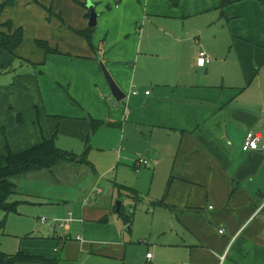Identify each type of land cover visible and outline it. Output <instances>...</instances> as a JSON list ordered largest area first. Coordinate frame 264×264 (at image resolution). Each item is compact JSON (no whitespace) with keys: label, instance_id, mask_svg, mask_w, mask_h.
I'll use <instances>...</instances> for the list:
<instances>
[{"label":"crops","instance_id":"1","mask_svg":"<svg viewBox=\"0 0 264 264\" xmlns=\"http://www.w3.org/2000/svg\"><path fill=\"white\" fill-rule=\"evenodd\" d=\"M91 1L99 14L95 27L89 26L88 0H17L0 14L1 23L24 29L17 56L0 51L1 73L24 61L35 65L33 73L0 84V152L4 130L16 152L49 137L51 129L48 134L36 122L45 118L42 110L35 113L36 103H46L48 115L63 114L59 103L71 96L78 103L70 107L72 134L82 135L84 120L93 117L117 126L125 168L151 177L153 205L144 214L133 211L129 222L127 215L111 220L112 211H123L113 202L114 190L97 205L90 199L102 188L95 186L76 218L72 212L54 218L64 235L51 238L46 223L25 238L3 232L1 249L46 260L16 264H264V151L242 148L250 131L264 141V4ZM13 8L20 19L6 16ZM88 28L91 43L78 32ZM38 40L60 53H46ZM201 50L212 57L205 67L196 62ZM101 62L125 99L112 95ZM139 156L149 163L139 166ZM79 165L85 164H61L55 173L62 178Z\"/></svg>","mask_w":264,"mask_h":264},{"label":"rangeland","instance_id":"2","mask_svg":"<svg viewBox=\"0 0 264 264\" xmlns=\"http://www.w3.org/2000/svg\"><path fill=\"white\" fill-rule=\"evenodd\" d=\"M16 2L17 0H14V7ZM258 2L260 5L264 4L262 0H258ZM7 13L6 16L12 14L18 16L20 19L21 12L19 10L14 11L13 8V10ZM2 16H4V14H2ZM12 22L14 24V21ZM29 55L33 57L32 54ZM34 67V63L24 61L22 66H17L18 69H15V71L1 73L0 84H11L15 82L16 75L24 76L26 72L33 73ZM52 78H55L54 74ZM55 82L58 83L57 81ZM67 89L68 87L66 91ZM45 90L49 96L54 94V90L50 89V87ZM68 93L69 92H65L66 95ZM67 99L65 103H59L60 112L64 115L61 113H50L48 115L46 113V103L45 107L44 103L41 101L36 103L37 105L34 107L35 113L37 111L40 115L42 110L45 115L44 119L36 118V120H38L36 122H38L48 134V130L51 129L49 137L56 135L55 142L58 147L73 152L78 156L86 153L90 164L88 166L79 165L78 171L76 169L75 171H67L62 175V178H60V174L58 175L55 173L56 167L49 172L50 175L48 174V176L39 174V172H33V176L31 177L24 178V176L16 180L17 190L10 197L11 202L14 200L18 202L16 211L7 213L0 208V221L5 220V228L3 231H0V233L4 232L3 234L9 235L7 237H10V239L14 237L18 239L22 237L25 238L32 230L37 231V227L45 223L51 228V238L53 234L57 237H61L65 234V226L55 224L53 221L54 218L56 216L63 218V216L68 215L69 212H72V215L76 218L78 212L82 210L81 202L83 198L93 193L95 186L102 188V194L93 196L92 198L90 197V201L96 198L98 200L96 204L101 205L103 199L110 196L108 193L112 192L113 189L114 196H116V199L113 201L114 204L116 205L118 201H121V210H123L125 216L127 215L128 217L133 216V211L141 214L147 213L149 207L153 205V201L150 199L152 193L151 177L136 175L132 170L125 168V165L129 163L124 160L125 150L122 149L123 147L119 146L120 142L117 139L119 135L117 126L108 125L109 122L107 121L104 125L92 131V120H84L87 123V127L82 129V135H73L72 131L74 125L71 123L73 118H69L71 116L70 107L72 103H74V106L78 103H75L77 99L71 96ZM106 103L112 107V103L108 98ZM10 106L13 107L14 103L12 102ZM11 108L10 110H13L12 112L15 113V108ZM25 114L28 115L26 112ZM63 116L66 117L63 118ZM21 117L22 120H24L22 115ZM91 119L98 121L105 120L95 117ZM4 134H6L5 130L2 135ZM6 135L10 141L8 134ZM116 139L118 142H115ZM115 148L122 157L118 158L115 155ZM130 168L132 169V167ZM42 171L48 172L47 170ZM90 196H92V194ZM56 209L61 211L62 214L58 215L55 213L54 211ZM112 217L117 219L120 217L124 220L123 215L115 211H112L111 216L108 218L111 219ZM43 219H46V221H42ZM141 230L146 229L143 228ZM125 231L129 235L132 234L131 231L127 229V225L125 226ZM141 240L145 239L141 238ZM141 244L146 246V243Z\"/></svg>","mask_w":264,"mask_h":264},{"label":"trees","instance_id":"3","mask_svg":"<svg viewBox=\"0 0 264 264\" xmlns=\"http://www.w3.org/2000/svg\"><path fill=\"white\" fill-rule=\"evenodd\" d=\"M234 0H223L222 6L232 4ZM14 0H5L0 4V14L2 11L11 6ZM85 6V2L81 3ZM49 16H53L51 8L48 10ZM89 15V14H88ZM6 29V31L4 30ZM78 31L84 36L89 43H91V30ZM24 41V29L22 26L14 28V24L11 20L1 23L0 22V51H7L13 56H17L16 51ZM39 46L46 50V53H60L58 48H53L45 40L37 41ZM1 73V68H0ZM92 120V131L103 125V121ZM56 135L51 137H44L40 142L26 148L22 151H14L12 145L5 134V152H0V208L7 213L15 212L17 209V200L10 201V197L17 190V184L15 180L24 177L33 172L47 170L51 171L53 168L64 163H80L89 165L86 153L83 155H76L73 152H69L63 148L57 146L55 140ZM121 215L125 216L123 211ZM129 222L130 218L126 217ZM5 228V220L0 221V231ZM21 260H44V258L26 255L19 252L16 255H9L5 253L0 247V264H16Z\"/></svg>","mask_w":264,"mask_h":264},{"label":"built area","instance_id":"4","mask_svg":"<svg viewBox=\"0 0 264 264\" xmlns=\"http://www.w3.org/2000/svg\"><path fill=\"white\" fill-rule=\"evenodd\" d=\"M211 61H212V57L210 56V54L207 51L201 50L198 53V56H197V59H196V62H197L198 66L205 67L206 65L211 63ZM133 93H137V91L134 90ZM146 93L149 94L150 91H147ZM242 148L245 151H250V150H262V151H264V141H263V139H262V137H261V135L259 133H256L254 131H250V132L247 133V135H246V137L244 139V143H243ZM136 162H137V164L139 166H141V165H147L149 163V160L146 157H144V156H139L136 159ZM95 190L100 191L99 188H97ZM87 201H88V197L83 200V202L85 204H87ZM220 232H223V230H220ZM147 258L148 259L152 258V253L151 252H149L147 254Z\"/></svg>","mask_w":264,"mask_h":264},{"label":"water","instance_id":"5","mask_svg":"<svg viewBox=\"0 0 264 264\" xmlns=\"http://www.w3.org/2000/svg\"><path fill=\"white\" fill-rule=\"evenodd\" d=\"M87 6L89 9V13H90L89 26L95 27L97 25V22H98L99 14L96 11L95 5L92 3L91 0H88ZM100 64H101L104 76L106 78V81L109 85V88H110L111 93L114 96V98L118 101L125 99L127 94L121 89V87L118 85V83L114 80V78L112 77L111 73L109 72V70L107 69L105 64L103 62H101ZM121 205H122V202L118 201V203H117V211L118 212H120Z\"/></svg>","mask_w":264,"mask_h":264}]
</instances>
